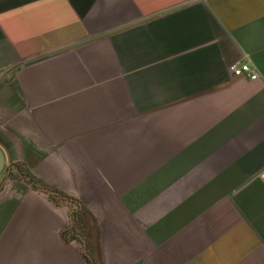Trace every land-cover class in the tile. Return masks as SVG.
I'll list each match as a JSON object with an SVG mask.
<instances>
[{
    "label": "crops",
    "instance_id": "crops-1",
    "mask_svg": "<svg viewBox=\"0 0 264 264\" xmlns=\"http://www.w3.org/2000/svg\"><path fill=\"white\" fill-rule=\"evenodd\" d=\"M0 148V264H264V0H0Z\"/></svg>",
    "mask_w": 264,
    "mask_h": 264
},
{
    "label": "built area",
    "instance_id": "built-area-1",
    "mask_svg": "<svg viewBox=\"0 0 264 264\" xmlns=\"http://www.w3.org/2000/svg\"><path fill=\"white\" fill-rule=\"evenodd\" d=\"M229 72L235 77H247L251 80L258 78L257 70L248 62H233L228 66Z\"/></svg>",
    "mask_w": 264,
    "mask_h": 264
},
{
    "label": "water",
    "instance_id": "water-1",
    "mask_svg": "<svg viewBox=\"0 0 264 264\" xmlns=\"http://www.w3.org/2000/svg\"><path fill=\"white\" fill-rule=\"evenodd\" d=\"M12 166H13V165H12ZM12 166H11V167H12ZM14 166H15V165H14ZM5 167H6V158H5V155H4L3 150L0 148V173L5 169ZM11 167H9V170H8V173H7V177H8V174H9V171H10V168H11ZM20 175H22V174L20 173ZM23 177L26 178L27 180H29V177H28V176L23 175ZM35 189H36V190L43 191V192H46V193H55L54 191H52V190H50V189H47V188H36V187H35ZM64 197H66V196H64ZM72 213H73V212H71V214H70V223H71V224H73ZM80 237H81V235H80ZM81 239H82V241H83V243H84V250H85V252H86L85 241H84V239H83L82 237H81ZM86 254H87L88 257H90V255H89L87 252H86Z\"/></svg>",
    "mask_w": 264,
    "mask_h": 264
},
{
    "label": "flooded vegetation",
    "instance_id": "flooded-vegetation-1",
    "mask_svg": "<svg viewBox=\"0 0 264 264\" xmlns=\"http://www.w3.org/2000/svg\"><path fill=\"white\" fill-rule=\"evenodd\" d=\"M5 169L8 171V170H9V165H7V166L5 167ZM5 169H4V170H5ZM17 170H18V169L13 165V166L10 168V171H9L8 177H9V176H13V175L15 176ZM18 174H19V177H23V174H22V173H21L22 175H20V171H19ZM23 178H24V177H23ZM36 188H37V187H36Z\"/></svg>",
    "mask_w": 264,
    "mask_h": 264
},
{
    "label": "rangeland",
    "instance_id": "rangeland-1",
    "mask_svg": "<svg viewBox=\"0 0 264 264\" xmlns=\"http://www.w3.org/2000/svg\"><path fill=\"white\" fill-rule=\"evenodd\" d=\"M35 189V188H34ZM85 252V251H84ZM88 261H90L88 264H94L93 263V259H92V256L90 255V257H88Z\"/></svg>",
    "mask_w": 264,
    "mask_h": 264
}]
</instances>
